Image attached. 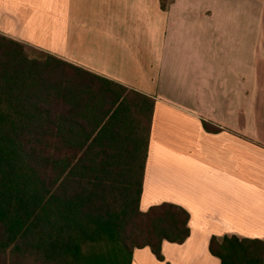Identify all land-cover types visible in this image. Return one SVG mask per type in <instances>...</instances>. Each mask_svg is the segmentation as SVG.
Returning <instances> with one entry per match:
<instances>
[{"label":"crops","instance_id":"1","mask_svg":"<svg viewBox=\"0 0 264 264\" xmlns=\"http://www.w3.org/2000/svg\"><path fill=\"white\" fill-rule=\"evenodd\" d=\"M0 34L155 100L140 209L183 207L190 236L132 264L264 241V0H0Z\"/></svg>","mask_w":264,"mask_h":264},{"label":"trees","instance_id":"2","mask_svg":"<svg viewBox=\"0 0 264 264\" xmlns=\"http://www.w3.org/2000/svg\"><path fill=\"white\" fill-rule=\"evenodd\" d=\"M154 106L0 34V264H132L146 247L164 261V242L189 238L183 207L140 209ZM209 250L264 264L262 240L213 237Z\"/></svg>","mask_w":264,"mask_h":264}]
</instances>
